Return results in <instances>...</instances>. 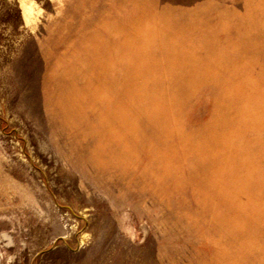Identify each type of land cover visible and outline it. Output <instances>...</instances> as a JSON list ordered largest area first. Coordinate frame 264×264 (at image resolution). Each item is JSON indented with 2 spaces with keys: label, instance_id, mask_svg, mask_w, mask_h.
<instances>
[{
  "label": "rangeland",
  "instance_id": "obj_1",
  "mask_svg": "<svg viewBox=\"0 0 264 264\" xmlns=\"http://www.w3.org/2000/svg\"><path fill=\"white\" fill-rule=\"evenodd\" d=\"M0 264H264V0H0Z\"/></svg>",
  "mask_w": 264,
  "mask_h": 264
}]
</instances>
